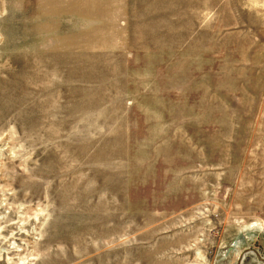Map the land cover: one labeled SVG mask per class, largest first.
Here are the masks:
<instances>
[{
    "label": "rangeland",
    "instance_id": "obj_1",
    "mask_svg": "<svg viewBox=\"0 0 264 264\" xmlns=\"http://www.w3.org/2000/svg\"><path fill=\"white\" fill-rule=\"evenodd\" d=\"M264 0H0V264H264Z\"/></svg>",
    "mask_w": 264,
    "mask_h": 264
},
{
    "label": "water",
    "instance_id": "obj_2",
    "mask_svg": "<svg viewBox=\"0 0 264 264\" xmlns=\"http://www.w3.org/2000/svg\"><path fill=\"white\" fill-rule=\"evenodd\" d=\"M261 259H263V260H264V258H263V257H261Z\"/></svg>",
    "mask_w": 264,
    "mask_h": 264
}]
</instances>
